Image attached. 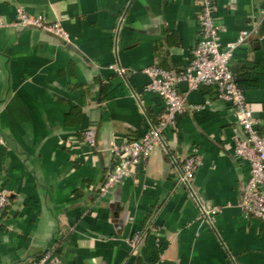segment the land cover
<instances>
[{
  "label": "crops",
  "instance_id": "0c3cea01",
  "mask_svg": "<svg viewBox=\"0 0 264 264\" xmlns=\"http://www.w3.org/2000/svg\"><path fill=\"white\" fill-rule=\"evenodd\" d=\"M264 0H217L222 45L261 18ZM60 21L66 38L17 27V8ZM194 0H0V264H29L53 248L62 264H264V221L239 207L248 165L241 132L212 87L188 96L174 128L130 176L99 196L115 136L140 137L162 101L142 69L179 71L198 37ZM234 76L264 134V21L233 52ZM121 69V70H118ZM183 89L184 85H180ZM95 131V147L82 140ZM200 156L192 191L180 160ZM217 206L208 220L201 212ZM148 226L135 250L127 238ZM159 242V247L156 246Z\"/></svg>",
  "mask_w": 264,
  "mask_h": 264
},
{
  "label": "built area",
  "instance_id": "2783aa9c",
  "mask_svg": "<svg viewBox=\"0 0 264 264\" xmlns=\"http://www.w3.org/2000/svg\"><path fill=\"white\" fill-rule=\"evenodd\" d=\"M197 7L198 37L191 50L187 63L179 71L149 65L142 69L148 82L144 92L157 96L163 103V109L156 121H148L144 133L138 138L127 136L112 137L108 151L114 162L107 169L104 180L98 188L99 196L106 195L110 189L120 185L131 175L144 158L148 157L156 145L166 147L164 130L174 128L177 118L187 106L193 112L210 105L205 99L202 104L187 105L191 92L201 87H212L217 99L227 103L233 109L235 123L240 134L234 137L233 156L248 165V177L243 184V194L239 207L245 215L264 221V134L261 121L252 115V108L247 101L244 89L236 81L231 67L233 52L236 47L250 41L253 33H258V25L264 21V5L261 18L252 28L241 29L235 39L222 45L220 33L222 25L217 22V0H194ZM13 26H34L44 31L66 38V32L60 21L48 22L42 16H34L17 8ZM121 70V69H118ZM180 85H184L181 89ZM83 142L90 148L95 147V131L87 128L82 133ZM165 149V148H164ZM200 165L197 151L182 158L178 166L177 182L192 191L194 174ZM9 205V198L0 186V221ZM201 206V212L209 220L210 216L221 211L220 207ZM144 231L138 229L132 237L127 238L128 245L135 250L143 240ZM156 246L160 248L159 242ZM62 258L51 248L29 264H62Z\"/></svg>",
  "mask_w": 264,
  "mask_h": 264
},
{
  "label": "trees",
  "instance_id": "16d2710c",
  "mask_svg": "<svg viewBox=\"0 0 264 264\" xmlns=\"http://www.w3.org/2000/svg\"><path fill=\"white\" fill-rule=\"evenodd\" d=\"M247 72H243L241 75H236L235 76V81H236V83L241 87V85L243 84V83H246L248 80L244 77L245 76V74H246ZM5 213V211L3 212V214ZM3 214H2V216H3ZM147 228H148V226H146V225H144V226H142V229L141 230H145L146 232H147Z\"/></svg>",
  "mask_w": 264,
  "mask_h": 264
}]
</instances>
